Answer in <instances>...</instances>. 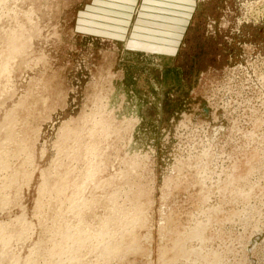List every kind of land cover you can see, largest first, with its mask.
<instances>
[{"label":"rangeland","instance_id":"374dc122","mask_svg":"<svg viewBox=\"0 0 264 264\" xmlns=\"http://www.w3.org/2000/svg\"><path fill=\"white\" fill-rule=\"evenodd\" d=\"M0 264H264V0H0Z\"/></svg>","mask_w":264,"mask_h":264}]
</instances>
